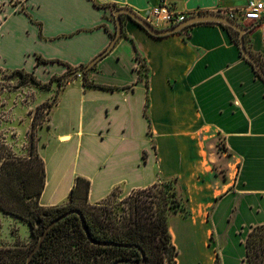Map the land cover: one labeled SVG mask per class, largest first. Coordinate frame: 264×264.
<instances>
[{"label":"crops","instance_id":"0c3cea01","mask_svg":"<svg viewBox=\"0 0 264 264\" xmlns=\"http://www.w3.org/2000/svg\"><path fill=\"white\" fill-rule=\"evenodd\" d=\"M247 1L1 0L0 38L15 33L20 44L14 41L0 55V64L61 75L60 64H37L36 57L70 67L88 65L115 33L112 8L95 3L127 7L142 17L166 4L187 19L241 8ZM121 19L122 36L87 71L90 83L106 89L84 87L80 80L68 95L72 82L66 84L39 128L53 129L56 150L51 162L44 161L39 205L63 204L77 177L90 182L91 205L114 190L129 194L176 180L187 200V215L173 214L167 221L176 264L180 254L188 264H213L222 242L229 256L245 263L246 237L264 224V82L219 24H193L181 34L154 37ZM259 32L245 36L264 63ZM15 55L19 65L9 62ZM60 107L66 124L57 130L50 122ZM73 145L88 151L81 165L75 157L61 156ZM43 146L40 141L38 147ZM224 252L219 248V254Z\"/></svg>","mask_w":264,"mask_h":264},{"label":"trees","instance_id":"16d2710c","mask_svg":"<svg viewBox=\"0 0 264 264\" xmlns=\"http://www.w3.org/2000/svg\"><path fill=\"white\" fill-rule=\"evenodd\" d=\"M95 6L114 8L110 5L100 6L96 3ZM220 26L227 31L231 40L238 46V33L226 26ZM182 32L180 31L179 34ZM251 55L257 62L259 69H255L250 62H247L253 67L255 74L264 82V63L260 56L253 53ZM36 62L37 64L58 63L65 66L67 70L61 76L52 77L47 84H40L29 73L14 70L13 73L18 75L21 83L30 82L41 89H51L50 87L55 82L62 91L64 89V85H62L64 79L81 71L84 87L106 89L88 81L87 72L82 71L84 66L70 67L61 61L44 60L40 57H36ZM141 67L144 68L142 63ZM64 83H67L66 79ZM59 94L60 92L55 93L48 103L39 106L34 117L42 107H45L47 114H49L57 104ZM35 127L36 124L33 119L32 128ZM44 183L45 165L37 153L33 141H31L28 159L4 158L0 172V212L26 224L29 227L33 241L30 245L18 242L11 245H0V264H27V257L45 227L55 218L73 209L82 213L92 240L129 244L138 247L145 254V264H165V262L176 264L177 251L171 243L167 221L169 216L173 214L187 215L186 205H184L187 200L179 198L174 189L169 187V191L164 193V206L159 212L144 213L143 210L142 213H139L142 209L139 206L135 208L134 217L129 215V219L118 221V219L113 218L114 216L111 213L98 212L99 204H88L90 182L87 179L77 177L67 200L59 206L48 208H44L38 203ZM156 187L157 184H154L147 191L141 190L140 192L146 191L148 192L147 195L150 196ZM115 194L116 190L106 198V201L110 200ZM144 208L154 209L152 206ZM244 246L246 264H264V224L251 229ZM135 247L117 248L92 245L81 228L79 218L76 215H70L48 231L40 249L33 255L30 264H112L117 260L139 261L141 255ZM213 264H220L217 254Z\"/></svg>","mask_w":264,"mask_h":264},{"label":"rangeland","instance_id":"374dc122","mask_svg":"<svg viewBox=\"0 0 264 264\" xmlns=\"http://www.w3.org/2000/svg\"><path fill=\"white\" fill-rule=\"evenodd\" d=\"M1 1V0H0ZM22 22V21H20ZM23 25V23H18V26ZM15 33L11 36H4V39L0 38V55L9 50V46L14 42L15 45H19V40H15ZM245 45L248 51L252 53L249 47V39L244 36ZM254 54V53H253ZM27 63L24 65L28 68L32 63V59L27 58ZM12 65H19L20 61L17 55L11 57L9 61ZM57 65V64H56ZM55 67V66H53ZM57 68H63L66 72L65 66H58ZM16 69L7 68L4 65L0 64V172H1V164L4 158L14 157L16 159H28L29 151L31 147V141H33L35 149L37 153L40 152V157L43 162L46 160L48 163L53 160L55 150V144L53 140H51V136L53 133V129H42L41 132L39 128L44 127L47 122V118L49 119V114L46 112V108L42 107L41 110L38 111V114L35 116L36 109L43 105L44 103H48L51 98L55 95V93L60 92V87L54 82L50 89H41L33 83H21V79L17 74L13 73ZM19 71H23L25 73H29L34 76L40 84L49 83L50 79L54 76L58 77L61 74L49 73V69L47 72H43L42 70H38L36 73H32V71H26L23 69H17ZM51 72V71H50ZM67 80L66 84H69L65 90V93H74L73 90L76 85L80 84V80L83 79L82 72L78 71L75 74L68 76L65 78ZM64 79V81H65ZM28 80V79H27ZM64 81L62 85L65 87ZM75 81H77L75 83ZM55 92V93H54ZM54 93V94H53ZM61 97V95H60ZM59 97V100H60ZM62 108H58L54 110L51 115V125L54 129H61L66 124V118L64 114L61 112ZM35 121L36 127L32 128V121ZM40 132V134H39ZM40 137V140H39ZM44 144L43 147H38L40 143ZM47 145V146H46ZM216 149L220 151L221 149V140H217ZM199 150L201 152L205 151L204 146H199ZM80 152V153H79ZM222 152V151H221ZM61 156L65 154L66 157L70 156V158L75 157L77 163L81 165L84 162L86 154L88 151L82 149L81 151L75 150V145L69 148V151L64 153L60 151ZM203 158V157H201ZM222 174H225L224 168H221L220 171ZM220 173L217 174V176ZM169 187L174 189L175 193L179 198H184L181 196V190L176 180H167L157 183V187L153 189L152 195H147L148 192L145 188L142 190H146L145 192H140L141 190L134 191L129 194H121L118 190H116V194L112 196V198L106 201L108 196L93 204L98 205V209L100 213H111L113 218L118 219V221H123L129 219V215H135V208L141 207L139 213L147 212H159L162 210L164 206V193L169 191ZM172 191V190H170ZM110 196V194H109ZM39 203V202H38ZM91 205V204H89ZM145 205V206H144ZM184 205H187V203ZM143 206V207H142ZM152 206L153 210H148L144 207ZM16 240V241H15ZM32 237L30 235L29 227L19 221L18 219H14L11 216L4 215L0 212V245H11L14 242H18L24 245H30L32 243ZM213 246V243L211 242ZM218 245L216 247L218 253V259L220 264H246L242 263L241 260L236 261L234 256L228 255L226 245L221 243V246ZM219 248L226 249L224 254H219ZM178 252V251H177ZM226 255V256H224ZM179 264H188L185 261V256L180 254L178 255ZM167 264V262H165ZM190 264H205V262H194Z\"/></svg>","mask_w":264,"mask_h":264},{"label":"water","instance_id":"95a60500","mask_svg":"<svg viewBox=\"0 0 264 264\" xmlns=\"http://www.w3.org/2000/svg\"><path fill=\"white\" fill-rule=\"evenodd\" d=\"M112 14H113L114 21H115V33H114L113 39L111 40L110 44L107 46V48L104 51H102L99 55H97L88 65L82 68V71L87 72L88 70H90L97 63L99 59H101L111 50V48L114 46L116 41L121 37V34H122V19L121 18L122 16L128 17L131 21H133L134 23L139 25L142 29H144L149 35L154 36V37H165L171 34H176L188 26H191L193 24H199V23H215V24L226 26L238 33V40H239L238 47L240 49V52L243 58L247 60L248 62H250L255 67V69H259V66L257 62L255 61L254 57L251 55V53L247 50L245 46L244 36L246 34V29L243 26L235 23L234 21L230 20L229 18L225 17L224 15L220 13L213 12V13H200V14L191 15L184 21L174 26L166 27L162 29H157V28L152 27L139 14H137L136 12H134L133 10L127 7L112 8ZM70 215H76L79 218L81 228L84 234L86 235V238L92 245L102 246V247H117V248L135 247L129 244H121V243H115V242H99V241L92 240L90 238V234H89V231L86 226L82 213L79 210L73 209V210L66 211L59 217L55 218L45 227L44 231L39 236V239L36 245H34V247L31 249L27 257V264H30V261L33 255L40 249L42 242L45 236L47 235L48 231L54 225H56L63 219L69 217ZM135 248L139 251L141 255V258L139 261L117 260L113 262L112 264H122V263L145 264L146 259H145L144 252L142 251V249L138 247H135Z\"/></svg>","mask_w":264,"mask_h":264},{"label":"built area","instance_id":"2783aa9c","mask_svg":"<svg viewBox=\"0 0 264 264\" xmlns=\"http://www.w3.org/2000/svg\"><path fill=\"white\" fill-rule=\"evenodd\" d=\"M217 13L243 26L247 35L259 30L264 45V0H248L244 7L226 8L217 11ZM142 18L152 27L162 29L174 26L184 21L186 17L183 14L176 13L166 4H161L147 11ZM220 150H222V145Z\"/></svg>","mask_w":264,"mask_h":264}]
</instances>
